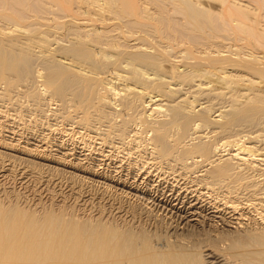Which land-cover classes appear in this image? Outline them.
<instances>
[{"label":"bare ground","instance_id":"1","mask_svg":"<svg viewBox=\"0 0 264 264\" xmlns=\"http://www.w3.org/2000/svg\"><path fill=\"white\" fill-rule=\"evenodd\" d=\"M0 147L132 196L0 199V264H264V0H0Z\"/></svg>","mask_w":264,"mask_h":264},{"label":"rangeland","instance_id":"2","mask_svg":"<svg viewBox=\"0 0 264 264\" xmlns=\"http://www.w3.org/2000/svg\"><path fill=\"white\" fill-rule=\"evenodd\" d=\"M23 146H26L24 143H22ZM30 148H33L34 146L31 145H27ZM26 146L27 149H30ZM0 150H3L2 147H0ZM7 150V149H6ZM4 149V151H6ZM9 152V151H7ZM6 155V154H5ZM23 158L17 157L15 158L16 161V165H15V169L14 168H10L6 169L7 167L9 168L10 165H5L6 168H1L0 169V199L3 203L8 204L9 202L11 203H18L21 207H25L27 209H33V210H37V212H41L42 210L44 211L46 208H54L57 209L60 206H64L66 207L69 211H73L72 213H75V215L84 218V219H91L93 218H98L99 216L103 218H109L112 217L113 215H115V213L112 211L114 210L113 208L115 207L112 202L111 199L113 198L112 195L114 194L115 196H119L120 198L123 197V199H129L130 194L127 196L126 198V193L121 192L122 190H118L115 187H108L107 189V197H102L100 194H98V191L103 190V188L105 187V184H102V180L98 181V180H93L92 177L87 176L86 174L81 173H64L66 176L62 177L58 174V173H52L50 171V168L48 170L47 167H44V178L45 180H41L39 181L38 179L36 180V178L32 175H29L27 171H24V163H27L26 160H24V158H26L24 155H21ZM20 158V159H19ZM23 160L25 162H23ZM1 161V160H0ZM15 161V160H14ZM22 161V163L20 164V162ZM1 164V162H0ZM21 166H20V165ZM1 166V165H0ZM90 166H92V164H90ZM23 167V168H22ZM5 169V170H4ZM47 170V171H46ZM12 171V172H11ZM46 171V172H45ZM11 172V173H10ZM25 174H24V173ZM27 172V173H26ZM48 172V173H47ZM15 173V174H12ZM111 170L108 169L107 170V174H110ZM2 174H4L2 176ZM23 174V175H22ZM47 174L50 176H47ZM51 174H55L53 176H51ZM69 174V176H67ZM112 174V173H111ZM6 175V176H5ZM72 177H71V176ZM85 175V176H84ZM54 176H58L60 178V180L58 179V177H54ZM76 176V177H74ZM79 178H78V177ZM81 176V177H80ZM84 176V177H83ZM68 177V178H67ZM74 177V178H73ZM31 178V179H30ZM47 179L51 178V182H48ZM74 182H73V179ZM82 178V179H81ZM90 178V179H89ZM56 179V180H55ZM87 179V180H86ZM57 180H59L57 182ZM65 180V181H64ZM69 180V181H67ZM82 180V181H81ZM84 180V181H83ZM90 181V182H89ZM97 181V182H95ZM42 182V183H41ZM54 182V183H53ZM57 182V183H56ZM61 182V183H60ZM66 185H65V183ZM72 182V184H71ZM84 182V183H83ZM63 183V184H62ZM88 183V184H86ZM93 183V184H92ZM95 183V184H94ZM41 184V185H40ZM45 184V185H44ZM84 184V185H83ZM68 185V186H67ZM94 186L91 187V191L88 194V190L90 189L87 186ZM38 187V188H37ZM99 187V188H98ZM162 188V187H160ZM70 189V190H69ZM82 189V190H81ZM93 189V190H92ZM96 190V191H95ZM110 190V191H109ZM113 190V191H112ZM117 190V191H116ZM74 191V192H73ZM84 191V192H83ZM87 191V192H86ZM70 192V193H69ZM73 192V193H72ZM78 192V193H77ZM93 192L94 195H93ZM111 192V193H110ZM114 192V193H113ZM121 196H120V195ZM123 194V195H122ZM5 195V196H4ZM54 195V196H53ZM68 195V196H67ZM97 195V196H96ZM111 195V196H110ZM113 195V196H114ZM19 196V197H18ZM28 196V197H27ZM80 196V197H79ZM110 198H109V197ZM3 197V198H2ZM16 197V198H15ZM33 197V198H32ZM53 197V198H52ZM57 197V198H56ZM66 197V198H65ZM82 197V198H81ZM79 198V199H78ZM101 198H105L101 199ZM29 199V200H28ZM95 199V200H94ZM108 199V201H106ZM66 202H65V201ZM14 201V202H13ZM18 201V202H17ZM46 201V202H45ZM93 201V202H92ZM96 201V202H95ZM99 201V202H98ZM110 201V202H109ZM130 201V199L128 200ZM7 202V203H6ZM64 202V203H62ZM102 202V203H101ZM104 202V203H103ZM106 202V203H105ZM77 205H76V204ZM96 203V204H95ZM101 203V204H100ZM127 203V202H125ZM29 204V205H28ZM43 204V205H42ZM65 204V205H63ZM71 204V205H70ZM87 204V205H86ZM24 205V206H23ZM60 205V206H58ZM93 207H92V206ZM112 205V206H111ZM125 205H129V203L125 204ZM69 206V207H68ZM81 206V207H80ZM86 206V207H85ZM109 206V207H108ZM71 207V208H70ZM107 207V208H105ZM126 207V206H125ZM35 208V209H34ZM87 208V209H86ZM103 208V209H102ZM109 208V209H108ZM74 209V210H73ZM76 209V210H75ZM92 209V210H91ZM83 210V212H82ZM87 210V211H86ZM102 210V211H101ZM106 211L104 213V211ZM75 211V212H74ZM99 211V212H98ZM108 211V212H107ZM88 212V213H87ZM102 212V214L100 213ZM98 213V214H97ZM101 214V215H100ZM106 214V215H104ZM99 215V216H98ZM111 215V216H110ZM109 216V217H108ZM92 218V219H93ZM110 219V218H109Z\"/></svg>","mask_w":264,"mask_h":264}]
</instances>
